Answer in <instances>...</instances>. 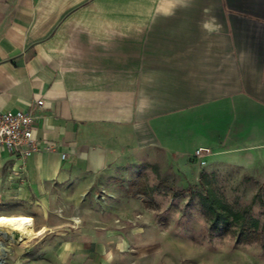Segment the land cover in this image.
I'll return each mask as SVG.
<instances>
[{
	"label": "crops",
	"instance_id": "0c3cea01",
	"mask_svg": "<svg viewBox=\"0 0 264 264\" xmlns=\"http://www.w3.org/2000/svg\"><path fill=\"white\" fill-rule=\"evenodd\" d=\"M35 100L41 148L0 146V215L34 220L51 187L146 156L187 174L201 146L264 167V0H0V111ZM7 251L0 264H89L82 246Z\"/></svg>",
	"mask_w": 264,
	"mask_h": 264
},
{
	"label": "rangeland",
	"instance_id": "374dc122",
	"mask_svg": "<svg viewBox=\"0 0 264 264\" xmlns=\"http://www.w3.org/2000/svg\"><path fill=\"white\" fill-rule=\"evenodd\" d=\"M189 162L194 169L176 173L177 186L196 182L201 170L208 172L209 186L232 208L241 209L255 196L252 214L264 222V189L255 195L259 184L264 187V167L245 170L211 160L202 167L191 156ZM130 163L87 189L78 183L51 187L49 203L34 217L35 226L43 225L46 233L21 244L7 241L12 251L6 257L18 250L21 258L45 243L54 251L82 246V260L87 262L86 257L89 264H264V231L262 241L252 243L210 231L197 196L189 201L186 194L154 192L150 199L126 194L131 178L142 175L150 186L157 182L151 165L161 174L171 169L160 154Z\"/></svg>",
	"mask_w": 264,
	"mask_h": 264
},
{
	"label": "trees",
	"instance_id": "16d2710c",
	"mask_svg": "<svg viewBox=\"0 0 264 264\" xmlns=\"http://www.w3.org/2000/svg\"><path fill=\"white\" fill-rule=\"evenodd\" d=\"M150 167L156 173L157 182L150 186L142 175L131 178L124 187L126 194L133 197L141 195L149 199L154 192L172 196L186 194L189 201L197 196L202 211L207 216L210 231L228 233L241 243L262 241L264 222H260L254 217L251 210L255 196L241 209H234L211 189L208 172L201 170L197 174L195 183L179 187L177 186L178 175L172 169L168 173L161 174L155 165ZM263 189L264 187L259 184L255 195H258Z\"/></svg>",
	"mask_w": 264,
	"mask_h": 264
},
{
	"label": "built area",
	"instance_id": "2783aa9c",
	"mask_svg": "<svg viewBox=\"0 0 264 264\" xmlns=\"http://www.w3.org/2000/svg\"><path fill=\"white\" fill-rule=\"evenodd\" d=\"M42 104L43 100H35L26 110L0 111V146L5 147L10 154L21 161L41 148L40 141L32 134V129L34 111ZM210 154L209 148L201 146L193 150L191 157L203 167L208 163L207 158Z\"/></svg>",
	"mask_w": 264,
	"mask_h": 264
},
{
	"label": "bare ground",
	"instance_id": "6f19581e",
	"mask_svg": "<svg viewBox=\"0 0 264 264\" xmlns=\"http://www.w3.org/2000/svg\"><path fill=\"white\" fill-rule=\"evenodd\" d=\"M44 230V227L36 229L34 220L29 215H0V259L3 249H10L7 241L21 244L38 236Z\"/></svg>",
	"mask_w": 264,
	"mask_h": 264
}]
</instances>
